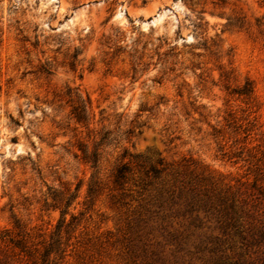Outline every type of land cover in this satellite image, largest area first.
Instances as JSON below:
<instances>
[{
    "label": "rangeland",
    "instance_id": "374dc122",
    "mask_svg": "<svg viewBox=\"0 0 264 264\" xmlns=\"http://www.w3.org/2000/svg\"><path fill=\"white\" fill-rule=\"evenodd\" d=\"M0 264H264V0H0Z\"/></svg>",
    "mask_w": 264,
    "mask_h": 264
},
{
    "label": "trees",
    "instance_id": "16d2710c",
    "mask_svg": "<svg viewBox=\"0 0 264 264\" xmlns=\"http://www.w3.org/2000/svg\"><path fill=\"white\" fill-rule=\"evenodd\" d=\"M252 82L247 81L245 86H242L241 88H239L236 93L239 95H244V97H249L251 94H253V87H252ZM72 115L74 116V119L77 121V123H83V124H88V122H90V118H89V113L87 110V107H85L84 105H79L76 106L73 109ZM107 136H105L102 140H106ZM85 153V159L91 161V163L93 164V167H96L98 162H99V153L97 152V150H94V152L89 155ZM124 174V168L120 167L117 171V177L121 178L123 177ZM93 190L90 188L89 189V194H92ZM76 196H69V197H63V198H59L58 195L53 197L54 200V208H64L65 210H62V221H60V225L58 228V231H60V227H62L63 224H65V222L67 221L66 216L69 214V208L71 207L72 202L74 201L73 199ZM72 219H76V215L71 214ZM60 241V240H59ZM17 244H22L23 242L18 241ZM24 248V246H23ZM23 252H25V249L23 250ZM49 251L47 250L45 255H44V261L43 263H45L46 261H48V259L46 260V258L49 257Z\"/></svg>",
    "mask_w": 264,
    "mask_h": 264
}]
</instances>
